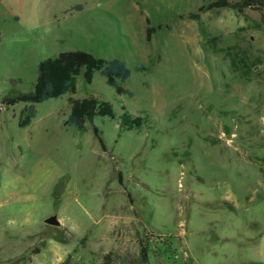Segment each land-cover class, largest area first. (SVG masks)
<instances>
[{
	"label": "rangeland",
	"instance_id": "1",
	"mask_svg": "<svg viewBox=\"0 0 264 264\" xmlns=\"http://www.w3.org/2000/svg\"><path fill=\"white\" fill-rule=\"evenodd\" d=\"M208 1L0 0V101L66 50L123 60L133 93L81 68L26 127L23 103L1 107L0 264H130L140 239L148 264H264V24L254 8L198 11ZM86 96L114 118L65 125ZM124 110L139 128H121Z\"/></svg>",
	"mask_w": 264,
	"mask_h": 264
},
{
	"label": "trees",
	"instance_id": "2",
	"mask_svg": "<svg viewBox=\"0 0 264 264\" xmlns=\"http://www.w3.org/2000/svg\"><path fill=\"white\" fill-rule=\"evenodd\" d=\"M230 7L238 12L246 8H254L261 14V22L264 24V0H210L201 5L198 11H204L210 8ZM82 4H76L69 7L65 12L70 14L74 11L82 10ZM199 14L190 13L189 17L197 18ZM154 31L152 26L147 28L145 38L149 40L151 32ZM81 68L84 69V78L89 81L94 71H99L105 77L107 84L112 87L118 95L132 96L133 93L123 85V81L130 75V70L126 63L121 59H103L91 55L89 51H61L53 58H44L37 64V73L34 85L29 92H20L17 94L4 96L0 101L1 107H11L17 103H23L24 106L18 116V126L26 127L31 123L36 114V104L51 98H57L65 93H74L75 91V74ZM137 70H147L148 66L139 64ZM70 111L66 115L63 123L67 126H74L79 130H85L87 123L92 124L93 117L100 115L113 119L115 112L111 103L105 99H99L93 96H86L80 99L69 100ZM145 116L132 115L124 110L118 117L119 125L125 129L139 128ZM95 137L103 147L101 136L95 126L92 127ZM120 172L118 181L120 183ZM148 239L147 234L144 235ZM139 241V256L129 259L130 264H148L147 248L145 243ZM119 257L115 252L105 253L100 264H110L114 258ZM63 264V262L61 263Z\"/></svg>",
	"mask_w": 264,
	"mask_h": 264
},
{
	"label": "water",
	"instance_id": "3",
	"mask_svg": "<svg viewBox=\"0 0 264 264\" xmlns=\"http://www.w3.org/2000/svg\"><path fill=\"white\" fill-rule=\"evenodd\" d=\"M57 217L55 216H51L45 219V223L46 224H51V225H55L58 223V220L56 219Z\"/></svg>",
	"mask_w": 264,
	"mask_h": 264
},
{
	"label": "crops",
	"instance_id": "4",
	"mask_svg": "<svg viewBox=\"0 0 264 264\" xmlns=\"http://www.w3.org/2000/svg\"><path fill=\"white\" fill-rule=\"evenodd\" d=\"M69 111H70V108H69ZM68 114H69V112H68ZM68 114H67V115H68Z\"/></svg>",
	"mask_w": 264,
	"mask_h": 264
}]
</instances>
